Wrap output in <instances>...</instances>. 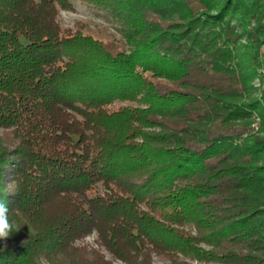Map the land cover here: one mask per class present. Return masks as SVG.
Segmentation results:
<instances>
[{
  "label": "trees",
  "instance_id": "obj_1",
  "mask_svg": "<svg viewBox=\"0 0 264 264\" xmlns=\"http://www.w3.org/2000/svg\"><path fill=\"white\" fill-rule=\"evenodd\" d=\"M73 1L0 0V264H264V0Z\"/></svg>",
  "mask_w": 264,
  "mask_h": 264
},
{
  "label": "rangeland",
  "instance_id": "obj_2",
  "mask_svg": "<svg viewBox=\"0 0 264 264\" xmlns=\"http://www.w3.org/2000/svg\"><path fill=\"white\" fill-rule=\"evenodd\" d=\"M59 21L64 28L82 26L84 27V31L89 33L96 38L107 40L111 38L113 35L118 36V34L114 30L113 22L105 19L101 16L98 11L88 5L86 2L82 0H74L73 1V9L64 10L61 9L59 12ZM264 21V20H263ZM255 85L258 84L256 80L254 82ZM261 121V120H260ZM256 133H260V129L254 130ZM262 133V132H261ZM0 239L2 235L0 234ZM96 235L91 234L85 237L83 240H79L75 243L77 246L87 245L90 247L100 248L107 256V258H112L111 255L106 252L103 248H101L98 243L95 241ZM157 264H162L161 260H157ZM43 264H50L49 262L42 260ZM115 264H124L119 260H114Z\"/></svg>",
  "mask_w": 264,
  "mask_h": 264
},
{
  "label": "built area",
  "instance_id": "obj_3",
  "mask_svg": "<svg viewBox=\"0 0 264 264\" xmlns=\"http://www.w3.org/2000/svg\"><path fill=\"white\" fill-rule=\"evenodd\" d=\"M264 20V19H263ZM262 54L264 55V43L261 46ZM259 118H256V121L253 123L254 130H257L259 128Z\"/></svg>",
  "mask_w": 264,
  "mask_h": 264
}]
</instances>
